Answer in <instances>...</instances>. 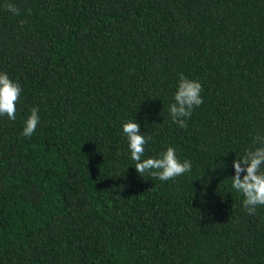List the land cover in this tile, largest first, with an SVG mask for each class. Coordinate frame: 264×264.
I'll return each mask as SVG.
<instances>
[{
    "label": "trees",
    "instance_id": "1",
    "mask_svg": "<svg viewBox=\"0 0 264 264\" xmlns=\"http://www.w3.org/2000/svg\"><path fill=\"white\" fill-rule=\"evenodd\" d=\"M0 71L21 85L0 116V264H264V206L229 184L264 131V0H0ZM181 73L203 98L182 128ZM128 119L145 158L172 146L191 170L139 176Z\"/></svg>",
    "mask_w": 264,
    "mask_h": 264
},
{
    "label": "clouds",
    "instance_id": "2",
    "mask_svg": "<svg viewBox=\"0 0 264 264\" xmlns=\"http://www.w3.org/2000/svg\"><path fill=\"white\" fill-rule=\"evenodd\" d=\"M6 7L12 14H18L13 3H7ZM200 92L201 84L198 80L188 78L182 73L178 75L168 104L169 118L173 123L181 128L186 126V119L193 108L203 101ZM20 93L19 82L11 79L7 72L0 71V116H6L9 120L16 119V102ZM39 119L38 107L32 106L23 120L20 135L31 136ZM139 127L135 119L124 120L120 124V132L126 139L130 160L134 162L130 165L139 176L146 174L167 181L191 170V161L179 159L172 146H167L157 156L145 158V144L151 137L145 136ZM231 168V189L242 197V209L248 214H255L257 206H264V131H257L252 136L250 145L241 155L231 160Z\"/></svg>",
    "mask_w": 264,
    "mask_h": 264
}]
</instances>
